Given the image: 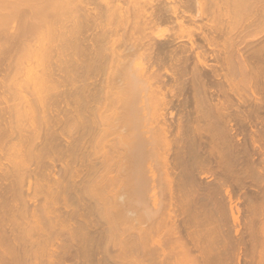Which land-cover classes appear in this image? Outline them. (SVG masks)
<instances>
[{"label":"bare ground","instance_id":"bare-ground-1","mask_svg":"<svg viewBox=\"0 0 264 264\" xmlns=\"http://www.w3.org/2000/svg\"><path fill=\"white\" fill-rule=\"evenodd\" d=\"M0 264H264V0H0Z\"/></svg>","mask_w":264,"mask_h":264},{"label":"rangeland","instance_id":"rangeland-1","mask_svg":"<svg viewBox=\"0 0 264 264\" xmlns=\"http://www.w3.org/2000/svg\"><path fill=\"white\" fill-rule=\"evenodd\" d=\"M197 73H198V72H197ZM198 74H201V75H202V77H200L201 79L203 78V76H205V78L207 79V76H206V75H204V74H202V73H198ZM205 78H203V79H205ZM206 81H207V80H206ZM182 88H184V89H182V90H184L185 92H186V91H189L188 88H186L185 86L182 87ZM186 89H187V90H186ZM185 92H184V94H185ZM182 93H183V92H182ZM186 94H187V93H186ZM189 102H190V100L188 99V104H189V106H190V103H192V102H190V103H189ZM188 104H186L187 107H189ZM192 105H193V104H191V108L193 109ZM187 109H188V111H189L190 108H187ZM190 110H191V109H190ZM190 112H191V111H190ZM231 133H232V129H231L230 127H227V128L221 129V130H217V135H218V137H219V135H220V138H221V139L225 140L227 143H231V145L234 146V145H235V139L232 138ZM196 143H197V141L193 144V146H194L196 149L198 148V149H202V150H203V149L205 148V146H206V145H204V144H201V143H202L201 141H198L199 145H198V143H197V144H196ZM197 146H198V147H197ZM203 146H204V147H203ZM196 151H197V150H196ZM198 152H199V151H198ZM198 152H197V153H198ZM241 155H242V154H241ZM241 155H240V157H241ZM247 162L250 163V161H248V160H247ZM211 168H212L214 171L216 170V168H215V163H214V161H213L212 159H211ZM242 184H243V183H242ZM244 184H245V186L250 185V184H251V180H249V179L246 180V181L244 182ZM232 185H233V184H232ZM235 185H236V184H234V186H231L232 188H229V189H231L232 193H234V192L236 191V187H237V186L235 187ZM237 185H239V184H237ZM211 188H212V187H211ZM187 189H188V188H187ZM188 190H189V189H188ZM211 190H212V189H211ZM213 190H214V188H213ZM210 193H212V192L210 191ZM250 193H252V192H249V191H248V192H247V196H248L250 199H252V201L255 200L257 196L254 195V193H253V194H250ZM253 195H254V196H253ZM209 196L211 197V195H209ZM210 197H209V198H210ZM204 200H205V199H204ZM204 200H203L204 203H203L202 201H201L202 203H200V201L198 202V204H200V207H201V205L203 204V205L206 207L205 210H204L205 207H203V206H202L203 208L201 207L204 211H206V210L209 208L210 210H211V209H214V211L212 210L213 213H214V212H215V208H213L214 205H211V206H209V207L207 208L208 204L210 205V203H208V204L206 205V203H207L206 201H207L208 199H206L205 201H204ZM209 201H210V200H209ZM211 201H212V200H211ZM205 202H206V203H205ZM212 203L214 204V202H212ZM212 203H211V204H212ZM215 206H216V205H215ZM210 207H212V208H210ZM216 209L218 210V207H216ZM229 209H230L232 215L235 216V217L237 218V222H235V224H236L235 228H236L237 230H240V231L243 232V235L241 236V240H240V244H239L238 248L240 249L239 252H240L241 254H244V253H246V251H247V249H246V248H247V236H246V228H245V224H244V222H243V220L245 219V213H244L243 205H241V204H240V205L237 204L235 207H231V208H229ZM219 210H220V209H219ZM219 210H218V212H217L218 215H217L216 212L213 214L212 211H206V213L208 212V214H210V218H212V219H215V218H216L215 216L221 218V217H220L221 215L219 216V214H222V213H221V211L219 212ZM210 212H211L212 214H211ZM208 214H207V215H208ZM215 214H216V215H215ZM211 215H212V216L215 215V216L212 217ZM217 219H218V218H217ZM217 219H215L216 221L213 220L214 223L217 222V223L213 224V228H214V229H211V228H212V227H211L212 224H211V226H210V227H211V228H210V229H211V231H210L211 234H213V233L215 234V232H213V230H217V229L219 228V225H218V224H220L221 227L223 226V223H221L220 220L217 221ZM221 220H223V218H222ZM210 221H211V219H210ZM213 221H212L211 223H213ZM223 221H225V219H224ZM223 221H222V222H223ZM225 223H226V222H225ZM216 224H217V225H216ZM221 224H222V225H221ZM214 225H215V226H214ZM225 225H226V224H225ZM225 225H224V226H225ZM216 226H217V227H216ZM224 226H223L222 229L227 228V226H226V227H224ZM218 231H220V232L222 231L221 234H222V235H225L224 232H226V230H224V232H223V230L219 229ZM218 231H217V232H218ZM210 233H209V234H210ZM215 235H217V234H215ZM215 235H214V236H215ZM217 236H219V237L221 236V235L219 234V232H218V235H217ZM217 236H215V237H217ZM210 237H212V236L210 235ZM200 238H201V237H200ZM209 239L212 240L211 238H209ZM232 249H233V247H232ZM233 251H234V249H233ZM231 253H232V252H231Z\"/></svg>","mask_w":264,"mask_h":264}]
</instances>
